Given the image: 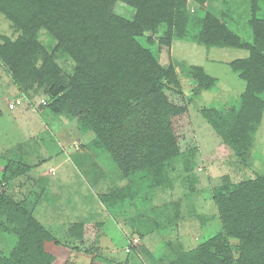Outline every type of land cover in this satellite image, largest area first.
<instances>
[{
  "label": "trees",
  "instance_id": "1",
  "mask_svg": "<svg viewBox=\"0 0 264 264\" xmlns=\"http://www.w3.org/2000/svg\"><path fill=\"white\" fill-rule=\"evenodd\" d=\"M193 3L203 8L207 0H0V12L20 32L15 39L3 37L0 60L17 81H28L36 73L50 75L46 104L54 112L81 118L111 157L109 164L123 175L147 170L151 184L158 185L166 178V164L195 152L197 140L176 68L159 62L142 42L146 33L153 44L159 26L165 25L158 40L169 47L191 36L206 46L249 51L247 57L230 62L246 83L239 104L202 110L223 146L246 147L264 117V0H250L253 42L244 41L214 12L190 14ZM122 4L134 11L133 17L117 12ZM41 31L53 39L52 51L38 40ZM57 52L76 62L73 73L55 63ZM38 54L45 57L40 68L35 64ZM191 78L200 89L217 82L202 65L193 67ZM24 164L9 163L5 181L22 174ZM124 194L118 188L112 197ZM212 195L224 231L172 264H264V176L238 183L226 176ZM0 208V226L17 237L12 249L0 248V264H73L67 249L79 251L77 246L61 242L20 203L0 196ZM86 225L76 224L71 232L86 242L92 228L95 241L100 224ZM231 237L240 239L238 257ZM84 252L91 264H111L100 258L95 244Z\"/></svg>",
  "mask_w": 264,
  "mask_h": 264
},
{
  "label": "rangeland",
  "instance_id": "2",
  "mask_svg": "<svg viewBox=\"0 0 264 264\" xmlns=\"http://www.w3.org/2000/svg\"><path fill=\"white\" fill-rule=\"evenodd\" d=\"M188 9L196 16L209 10L226 18L244 41L253 42L250 0H207L203 8L193 3ZM117 12L128 18L134 15L124 4ZM165 31L166 26L161 25L153 44L147 39L150 33L142 42L164 67L175 66L188 99L197 149L169 161L165 180L153 184L156 186L147 170L125 176L114 163L110 165L111 157L81 118L54 112L42 103L48 100L50 75L36 73L28 81H17L0 60V196L20 203L61 242L77 246L79 251L67 249L73 264L92 263L84 252L92 244L100 258L111 264H172L224 231L212 195L222 178L228 176L238 183L264 176V117L250 143L234 147L223 146L202 114L204 108L228 109L239 104L246 83L230 62L247 57L249 51L206 46L191 36L176 39L169 47L158 40ZM19 34L0 12V43L3 37L15 39ZM38 40L52 51L54 41L49 34L41 31ZM44 58L42 54L35 57L38 68ZM54 61L68 73L76 66L70 56L60 52ZM195 65H202L217 82L210 88H198L200 84L191 78ZM12 161L25 163L24 172L5 181L4 169ZM118 188L125 194L112 197ZM104 195L111 198L104 200ZM1 209L0 223L4 219ZM95 223L100 224L95 241L92 228L86 242L71 232L76 224ZM5 232L0 226V248L7 251L17 237ZM230 243L238 257L240 239L231 237Z\"/></svg>",
  "mask_w": 264,
  "mask_h": 264
},
{
  "label": "built area",
  "instance_id": "3",
  "mask_svg": "<svg viewBox=\"0 0 264 264\" xmlns=\"http://www.w3.org/2000/svg\"><path fill=\"white\" fill-rule=\"evenodd\" d=\"M18 103H19V101H18ZM42 103L45 105L46 104V100L43 99L42 100Z\"/></svg>",
  "mask_w": 264,
  "mask_h": 264
}]
</instances>
